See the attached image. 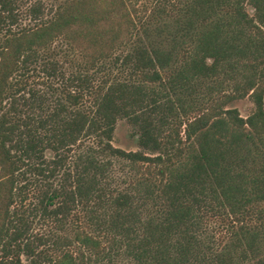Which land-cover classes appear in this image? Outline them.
<instances>
[{
	"label": "trees",
	"instance_id": "16d2710c",
	"mask_svg": "<svg viewBox=\"0 0 264 264\" xmlns=\"http://www.w3.org/2000/svg\"><path fill=\"white\" fill-rule=\"evenodd\" d=\"M0 264H264V0H0Z\"/></svg>",
	"mask_w": 264,
	"mask_h": 264
},
{
	"label": "rangeland",
	"instance_id": "374dc122",
	"mask_svg": "<svg viewBox=\"0 0 264 264\" xmlns=\"http://www.w3.org/2000/svg\"><path fill=\"white\" fill-rule=\"evenodd\" d=\"M234 106H236L243 115L250 113L254 108L253 102L247 98L237 101L236 103H234ZM114 143L116 146L127 150L138 149L137 139L134 136L132 127L127 121L123 120L119 122L115 134Z\"/></svg>",
	"mask_w": 264,
	"mask_h": 264
}]
</instances>
